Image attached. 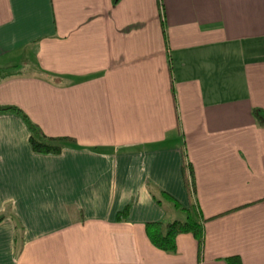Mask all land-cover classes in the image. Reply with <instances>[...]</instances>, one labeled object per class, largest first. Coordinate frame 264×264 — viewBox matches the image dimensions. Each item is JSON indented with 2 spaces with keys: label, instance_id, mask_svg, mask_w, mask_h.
<instances>
[{
  "label": "crops",
  "instance_id": "0c3cea01",
  "mask_svg": "<svg viewBox=\"0 0 264 264\" xmlns=\"http://www.w3.org/2000/svg\"><path fill=\"white\" fill-rule=\"evenodd\" d=\"M11 67L0 105L73 142L0 115V264H264V0H0ZM190 205L199 260L154 249Z\"/></svg>",
  "mask_w": 264,
  "mask_h": 264
},
{
  "label": "trees",
  "instance_id": "16d2710c",
  "mask_svg": "<svg viewBox=\"0 0 264 264\" xmlns=\"http://www.w3.org/2000/svg\"><path fill=\"white\" fill-rule=\"evenodd\" d=\"M15 70V67L0 69V80L12 77L16 73L14 72ZM252 113L256 123L264 122V112L254 110ZM2 114H13L20 119L28 133L27 140L33 153L57 155L65 143L73 142L72 139L65 137H45L39 128L16 106L0 105V115ZM187 176L190 178V187L192 189L191 170H189ZM174 206L178 207L177 204H174ZM126 211L127 209L116 215L117 222L125 220ZM183 211L184 219L182 221L172 220L144 224V234L148 243L154 249L163 253H173L175 251V237L181 234H188L196 243L197 259L199 260L202 250V225L204 220L201 219L193 205L183 209ZM223 262L224 264H241L237 256L225 258Z\"/></svg>",
  "mask_w": 264,
  "mask_h": 264
}]
</instances>
